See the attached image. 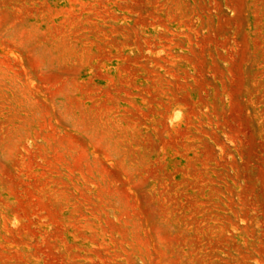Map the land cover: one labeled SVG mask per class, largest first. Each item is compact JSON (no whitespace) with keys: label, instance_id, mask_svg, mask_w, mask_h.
I'll return each instance as SVG.
<instances>
[{"label":"rangeland","instance_id":"rangeland-1","mask_svg":"<svg viewBox=\"0 0 264 264\" xmlns=\"http://www.w3.org/2000/svg\"><path fill=\"white\" fill-rule=\"evenodd\" d=\"M0 264H264V0H0Z\"/></svg>","mask_w":264,"mask_h":264}]
</instances>
